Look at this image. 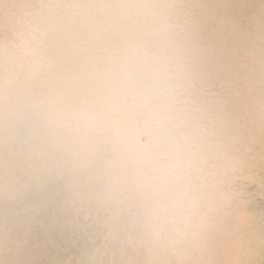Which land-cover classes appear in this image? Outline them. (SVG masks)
Instances as JSON below:
<instances>
[{"label":"clouds","instance_id":"clouds-1","mask_svg":"<svg viewBox=\"0 0 264 264\" xmlns=\"http://www.w3.org/2000/svg\"><path fill=\"white\" fill-rule=\"evenodd\" d=\"M264 0H0V264H252Z\"/></svg>","mask_w":264,"mask_h":264},{"label":"bare ground","instance_id":"bare-ground-1","mask_svg":"<svg viewBox=\"0 0 264 264\" xmlns=\"http://www.w3.org/2000/svg\"><path fill=\"white\" fill-rule=\"evenodd\" d=\"M252 188L258 189L259 192H253ZM250 193V198L252 201L251 207L252 209L256 208L258 204L254 203L253 195L257 193L264 194V186L254 184L252 187L249 189ZM261 205V204H259ZM256 214V224H257V235H258V244H257V250H256V255L253 258L252 264H264V214L261 212L255 211Z\"/></svg>","mask_w":264,"mask_h":264},{"label":"water","instance_id":"water-1","mask_svg":"<svg viewBox=\"0 0 264 264\" xmlns=\"http://www.w3.org/2000/svg\"><path fill=\"white\" fill-rule=\"evenodd\" d=\"M252 191L259 192L258 189L256 190V188H252ZM252 191H250V193ZM253 199H254V203L258 204L257 207L254 208L253 210L264 214V194H261V193L254 194L252 200Z\"/></svg>","mask_w":264,"mask_h":264}]
</instances>
